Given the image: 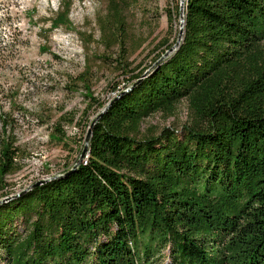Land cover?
<instances>
[{"label":"trees","instance_id":"1","mask_svg":"<svg viewBox=\"0 0 264 264\" xmlns=\"http://www.w3.org/2000/svg\"><path fill=\"white\" fill-rule=\"evenodd\" d=\"M184 16L178 50L91 125L86 163L0 206V264H264V0ZM230 76L239 98L210 99ZM187 99L201 110L181 133L141 132ZM17 154L1 139V178Z\"/></svg>","mask_w":264,"mask_h":264},{"label":"rangeland","instance_id":"2","mask_svg":"<svg viewBox=\"0 0 264 264\" xmlns=\"http://www.w3.org/2000/svg\"><path fill=\"white\" fill-rule=\"evenodd\" d=\"M185 3L0 0V142H13L18 150L15 169L0 177V203L9 204L81 160L91 125L110 103L174 54L182 28L174 5ZM257 85L250 94L263 96L262 108L264 77ZM243 89L240 78L230 76L209 98L238 99ZM245 102L253 107L252 100ZM200 110L197 102L183 100L173 116L146 119L141 132L181 133Z\"/></svg>","mask_w":264,"mask_h":264},{"label":"water","instance_id":"3","mask_svg":"<svg viewBox=\"0 0 264 264\" xmlns=\"http://www.w3.org/2000/svg\"><path fill=\"white\" fill-rule=\"evenodd\" d=\"M184 10H185V4H184V6H181V9H180V17H181V20H182V21H181L182 28H181L180 37H179V40H178V42H177V44H176V48H175V49H172L171 52H174V51L176 52V51L178 50V48L180 47L182 41L184 40V34H185V31H184V27H185V16H184ZM175 52H174V53H175ZM161 62H162V60H160V61L158 62L157 65H159ZM148 75H149V72L146 73V75L143 76V78H147ZM91 136H92V130L90 129V131H89V133H88V136H87V138H86V146H85V149H84V151H83V153H82L81 160H80V161H79V162H78V163H77V164H76L71 170H69V171L67 172V174H69V173H71V172L77 170V168H78L81 164H83V163H82V159H83V157L85 156V153L88 151V149H90ZM62 176H63V175H61V176H59V177H57V178H60V177H62ZM57 178H53V179H57ZM53 179H50V180H44V181L38 182V183H36L32 188L38 187V186H40V185H43L44 183H46V182H48V181H51V180H53ZM27 191H28V190H26L24 193H26ZM24 193H23V194H24ZM19 196H20V195H18V196H16V197L12 198V200L15 199V198H17V197H19ZM7 202H8V199L6 200V202L0 203V206L3 205L4 203H7Z\"/></svg>","mask_w":264,"mask_h":264},{"label":"built area","instance_id":"4","mask_svg":"<svg viewBox=\"0 0 264 264\" xmlns=\"http://www.w3.org/2000/svg\"><path fill=\"white\" fill-rule=\"evenodd\" d=\"M84 163H86V161Z\"/></svg>","mask_w":264,"mask_h":264}]
</instances>
